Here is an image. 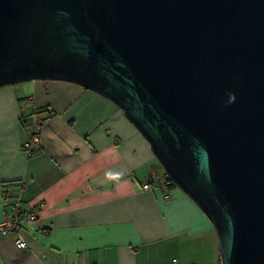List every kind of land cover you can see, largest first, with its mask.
<instances>
[{
    "label": "water",
    "instance_id": "obj_1",
    "mask_svg": "<svg viewBox=\"0 0 264 264\" xmlns=\"http://www.w3.org/2000/svg\"><path fill=\"white\" fill-rule=\"evenodd\" d=\"M109 99L216 231L264 264V0H0V87Z\"/></svg>",
    "mask_w": 264,
    "mask_h": 264
},
{
    "label": "crops",
    "instance_id": "obj_2",
    "mask_svg": "<svg viewBox=\"0 0 264 264\" xmlns=\"http://www.w3.org/2000/svg\"><path fill=\"white\" fill-rule=\"evenodd\" d=\"M21 117L39 133L30 150ZM156 161L94 91L55 80L0 87V222L20 190L22 209L37 214L21 231L26 248L0 237V264H220L213 224L164 171L154 179Z\"/></svg>",
    "mask_w": 264,
    "mask_h": 264
},
{
    "label": "built area",
    "instance_id": "obj_3",
    "mask_svg": "<svg viewBox=\"0 0 264 264\" xmlns=\"http://www.w3.org/2000/svg\"><path fill=\"white\" fill-rule=\"evenodd\" d=\"M39 142L38 130L32 127L29 131L27 139L23 143V147L30 150L34 145ZM141 188L144 190L149 189L147 182L142 183ZM21 192L19 191L18 196L14 199L11 206V215L0 222V237L12 235L14 244L17 248L23 249L27 247L26 240L24 239L21 231L30 222L37 218L36 211L34 209L23 210L21 206ZM169 195H165L167 199ZM172 264H178L176 259L172 260Z\"/></svg>",
    "mask_w": 264,
    "mask_h": 264
},
{
    "label": "trees",
    "instance_id": "obj_4",
    "mask_svg": "<svg viewBox=\"0 0 264 264\" xmlns=\"http://www.w3.org/2000/svg\"><path fill=\"white\" fill-rule=\"evenodd\" d=\"M20 124L22 125V127H24L27 130H30L32 128V124H31L30 120H27L24 117L20 118ZM163 178H164L163 179L164 184H166L168 186L174 185V184H172L171 180L166 176V174H164Z\"/></svg>",
    "mask_w": 264,
    "mask_h": 264
},
{
    "label": "rangeland",
    "instance_id": "obj_5",
    "mask_svg": "<svg viewBox=\"0 0 264 264\" xmlns=\"http://www.w3.org/2000/svg\"><path fill=\"white\" fill-rule=\"evenodd\" d=\"M156 165L158 166V168H159V172H158V174H157V176L154 178L155 180L157 179V180H159V178L162 176V174H164L163 173V170H162V167L160 166V164L156 161ZM161 171H162V174H161Z\"/></svg>",
    "mask_w": 264,
    "mask_h": 264
}]
</instances>
